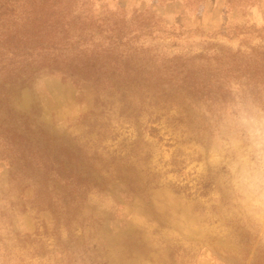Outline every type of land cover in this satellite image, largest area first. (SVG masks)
<instances>
[{"label":"rangeland","instance_id":"rangeland-1","mask_svg":"<svg viewBox=\"0 0 264 264\" xmlns=\"http://www.w3.org/2000/svg\"><path fill=\"white\" fill-rule=\"evenodd\" d=\"M59 1L0 46V264H264V0Z\"/></svg>","mask_w":264,"mask_h":264},{"label":"trees","instance_id":"trees-1","mask_svg":"<svg viewBox=\"0 0 264 264\" xmlns=\"http://www.w3.org/2000/svg\"><path fill=\"white\" fill-rule=\"evenodd\" d=\"M61 4L62 3L59 0H21L20 12H16L14 9V13H12V11H8L7 14L11 16L13 23L18 20L24 21V23L32 24L34 21V27H32L31 31L25 33L18 31L15 27L14 30H10L9 28L4 29L0 32V39L2 41L0 42V46H2V48L6 47V52L8 51V47L19 49L23 45L32 44H35L33 49L42 50L43 47L40 44L46 38L59 33L60 30L64 31L65 16L61 14V11L64 10V12H66L67 9L65 7H61L62 9L56 7ZM43 10L45 11V14H47L46 18L42 17L35 20V15ZM41 36H43V40ZM13 40L16 42H13ZM47 42H49V45L54 44L53 39ZM55 45H58V43H55ZM2 53L3 51L0 50V64L3 60L2 57L7 58V55H5V53L3 55ZM19 53L20 52H17V54ZM72 61L73 60H71V63ZM61 63H64V60ZM8 64L11 65L10 62H8ZM2 70H5V66L1 68V71ZM7 72H11V70H8ZM5 136H11L10 139H12V137H16L13 134H6ZM20 138H22L21 141H18L16 144L19 148L21 147V151L23 153L26 152L27 155L35 158L37 166L36 169L41 175H52L55 177L54 179H57V181L64 179V176L69 179L73 178L72 172L69 171L70 168L66 166V163L69 164L70 162L68 156L65 155V157L60 154L53 156L51 153L46 152L47 146L41 147L38 141L34 144H31L30 142L22 143L25 137ZM63 158H66V162H64ZM73 190L74 189H72V191Z\"/></svg>","mask_w":264,"mask_h":264}]
</instances>
